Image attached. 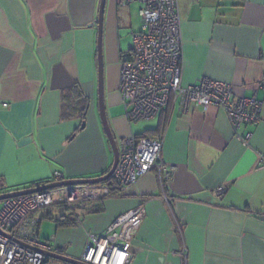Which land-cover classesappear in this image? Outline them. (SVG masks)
Wrapping results in <instances>:
<instances>
[{
    "label": "crops",
    "instance_id": "0c3cea01",
    "mask_svg": "<svg viewBox=\"0 0 264 264\" xmlns=\"http://www.w3.org/2000/svg\"><path fill=\"white\" fill-rule=\"evenodd\" d=\"M178 3L183 83L208 77L230 82L234 101L257 96L258 123L235 130L221 107L184 112L179 102L154 123L127 119L121 65L141 28L140 3L0 0L1 193L54 182L57 170L65 180L107 174L115 151L103 115L119 154L129 136L160 138L162 161L173 168L163 185L153 169L99 200L81 224L57 225L68 215L61 205L38 211L39 237L43 219L56 223L40 237L50 252L79 260L90 232L103 233L143 204L129 264H264V0ZM82 98L83 114L76 110Z\"/></svg>",
    "mask_w": 264,
    "mask_h": 264
},
{
    "label": "built area",
    "instance_id": "2783aa9c",
    "mask_svg": "<svg viewBox=\"0 0 264 264\" xmlns=\"http://www.w3.org/2000/svg\"><path fill=\"white\" fill-rule=\"evenodd\" d=\"M121 1L142 4L141 29L134 33L129 55L121 65L119 91L129 121L152 119L170 102H179L184 112L206 110L212 105L221 107L235 130L244 122L260 121L263 102L257 96H240L234 101L230 82L205 77L197 83H183L178 0ZM259 87L264 88V79ZM161 151L162 139L132 135L122 139L118 164L109 179L61 185L2 200L0 264L46 263V252L53 247L39 237L36 213L40 210L47 214L52 206H64L73 213L75 224H81L85 210L103 198L124 192L153 169L163 185L173 168L162 161ZM62 180L65 175L55 171L54 181ZM217 191H225V186H219ZM145 212V206L140 204L117 217L103 233L90 232L79 260L86 264H129L134 237Z\"/></svg>",
    "mask_w": 264,
    "mask_h": 264
},
{
    "label": "water",
    "instance_id": "95a60500",
    "mask_svg": "<svg viewBox=\"0 0 264 264\" xmlns=\"http://www.w3.org/2000/svg\"><path fill=\"white\" fill-rule=\"evenodd\" d=\"M99 85H100L99 90H101V93H102V89H103V60H102L100 48H99ZM103 122L105 124L108 136H109V138L113 144V148L115 151L114 163H113L110 171L107 174L100 176V177H97V178L67 179V180H62V181L48 182L46 184H41V185L36 186V187L23 188V189H19V190H12L9 192H3V193H0V201L4 200L6 198L17 197V196H20L23 194L33 193V192H37V191L47 189V188H51V187H56V186H61V185H70V184L98 183V182L105 181L106 179H109L112 176V174L114 173L115 168L118 164L119 150L115 144L114 137L109 130L107 119L105 118L104 115H103ZM84 125H85V122H83L82 127H84ZM46 255L48 256V258L54 257V258L60 259L62 261H65L67 263H71V264H86L84 262H81L78 259H74V258H71V257L66 256V255L56 254V253H53L50 251H47Z\"/></svg>",
    "mask_w": 264,
    "mask_h": 264
},
{
    "label": "trees",
    "instance_id": "16d2710c",
    "mask_svg": "<svg viewBox=\"0 0 264 264\" xmlns=\"http://www.w3.org/2000/svg\"><path fill=\"white\" fill-rule=\"evenodd\" d=\"M77 90H78V85L75 84L72 87V91H77ZM68 94L70 95V92H68ZM86 102H87L86 98H82V100H80V103L81 104L80 103L78 104V107L76 108V110L78 112H80V113L83 114L84 111L86 110V105H87ZM71 107H72V105H70L69 102H68V104H67V110L72 109ZM138 136H144V135H138ZM64 209L68 212V215L65 218L55 219L56 222H57V225H59V226H66V225H73V224H75V222L71 219V216H72L73 213L72 212L70 213L65 207H64Z\"/></svg>",
    "mask_w": 264,
    "mask_h": 264
},
{
    "label": "rangeland",
    "instance_id": "374dc122",
    "mask_svg": "<svg viewBox=\"0 0 264 264\" xmlns=\"http://www.w3.org/2000/svg\"><path fill=\"white\" fill-rule=\"evenodd\" d=\"M140 29H139V31H140ZM141 121L146 122V123L153 121V123H154L153 118L152 119H142ZM1 204H2V201H0V207H1ZM55 224L56 223H55L54 219H48V218L43 219L42 225L40 226V237L42 239H45L44 237H46V236H44V235H46V233L47 234L49 232L52 233L55 229V226H56ZM45 264H64V262H57L56 263V262H53V260H50V261L46 262Z\"/></svg>",
    "mask_w": 264,
    "mask_h": 264
}]
</instances>
